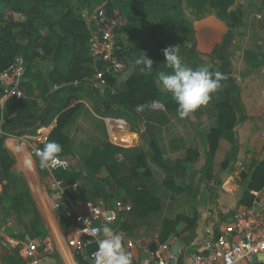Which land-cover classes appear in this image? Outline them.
<instances>
[{
  "label": "crops",
  "instance_id": "0c3cea01",
  "mask_svg": "<svg viewBox=\"0 0 264 264\" xmlns=\"http://www.w3.org/2000/svg\"><path fill=\"white\" fill-rule=\"evenodd\" d=\"M179 8L182 17L192 24L190 34L193 41L187 46L194 43L200 60L227 76L226 80L221 81L222 87L213 95L211 102L186 118L177 115V107L171 113L166 112L160 101H154L158 106L152 102L143 110L125 108L118 103V92L131 73L129 67L127 74L114 76L113 85L107 84L103 88L94 85L92 75L85 77L80 83L83 92L74 101L79 104L77 115L63 129L72 146V154L66 156L71 159L72 165H80L83 157L95 147L102 148L106 143L115 145L110 138L116 132L125 144L116 146L127 150L125 155L116 156L123 172L130 168L134 154L143 153L149 170L144 185L159 199L161 211L144 219H133L130 212L122 213L110 226L114 231L120 232L125 250L132 254L133 264H152L151 253L156 243L160 242L158 235L161 220L177 214L194 213L195 221L191 227L180 222L164 242L169 243L172 248L175 242L181 241L177 250L181 258L195 253L201 243L212 238L213 234H209V230L216 231L233 218L238 207L246 206L240 203L243 196L242 174L248 171L253 161L264 157V64H258L254 59V54L264 53V4L261 0H234L230 10H236L241 22L236 28L232 26L229 17L219 18L210 7L197 12L181 0ZM215 47L216 54H212ZM36 67L45 76L53 68L52 60L38 62ZM23 81H26V77ZM80 84L76 82L75 86H81ZM155 84L160 92H165L157 79ZM52 95L53 92L46 101L37 99L39 108L32 119L6 128L1 127L2 113L5 104L10 101L2 103L0 128L4 133L0 138H3L1 146L12 160L10 176L28 174L32 179L30 166L26 161L29 157L33 163L38 159L29 153V147L39 134L46 140L56 125V117L44 122ZM225 99L236 116L232 128L236 141L233 145L225 137H219L213 156L211 177L208 179L207 134L216 122L214 104ZM117 119L125 121V131L116 130L114 120ZM193 151L197 154L196 158L188 159ZM138 172L142 173L143 168H139ZM166 175L172 177L178 191L174 192L164 186ZM48 181L50 186H57L53 177ZM6 183L7 181L0 179V217L5 230L11 233L14 229L23 228L17 230L16 238L20 242L27 239L39 240L32 232L27 231L31 214L27 215V211L25 213L21 210L17 214L12 210L11 195L6 190ZM75 183L77 189H71L75 197L70 199L65 196L76 210L84 212V201L90 200L85 194L92 184L84 179ZM95 183L110 196L108 201L98 198L105 203L123 197L130 201L128 186L115 185L105 168L97 173ZM130 185L134 186L136 183ZM261 190L264 192V186ZM29 199L34 202L45 227L44 239L53 247L52 255L42 258L40 264H79L67 243L77 231L73 223L70 221L62 229L54 213L53 201L50 200L48 211L45 212L33 189H30ZM63 204L70 208L66 205L68 203ZM128 240L133 241V247H127ZM14 250L20 257L16 264H28L21 254L20 245H15ZM13 256L8 250L0 248V264H12ZM240 264H264V255H259L256 262L243 260Z\"/></svg>",
  "mask_w": 264,
  "mask_h": 264
},
{
  "label": "trees",
  "instance_id": "16d2710c",
  "mask_svg": "<svg viewBox=\"0 0 264 264\" xmlns=\"http://www.w3.org/2000/svg\"><path fill=\"white\" fill-rule=\"evenodd\" d=\"M181 0H0V72L5 70L16 55L25 60L26 81L22 82L24 97L18 101L7 102L4 106L1 124L2 128L15 126L34 117V112L39 108L37 99L46 101L50 94L51 104L46 112L44 122L56 117V125L50 131L44 144L48 141H56L62 146L59 156L72 154V146L65 135L64 127L73 122L79 108L74 103L83 86L80 84L85 77L92 75L90 57L88 54V39L91 26L90 13L99 3H105L107 11L117 10L127 21L122 30V36L118 41L117 54L125 59L131 73L126 78L121 90L118 92V103L130 110H143L154 101H160L166 112L176 109L177 105L167 92H160L155 84L157 74L160 71H170L165 64L163 49L169 46H180V55L183 62L190 67L205 65L192 46L187 44L193 41L190 34L192 24L180 14L179 3ZM189 6L200 12L205 7L212 8L219 18H230L232 26L238 27L241 22L236 10H230L234 0H184ZM264 4V0H261ZM13 11L24 16L23 21L3 20L8 11ZM83 11L86 15L83 16ZM216 47L212 54H216ZM146 53L153 60L152 71H141L142 65H136L134 61ZM51 59L53 68L44 76L36 65L38 62ZM258 64H264V53L254 54ZM210 71H216L209 66ZM107 84L113 85L114 78L106 74ZM78 82L81 86H75ZM216 122L207 134L209 152L206 160V177H211V167L214 152L218 146L220 136L225 137L235 145V135L232 128L236 122V116L230 103L225 99L214 104ZM15 113L13 114V112ZM124 116V115H119ZM20 132H18L19 134ZM0 138V179L7 181L10 177L12 160L6 150L1 146ZM122 147L104 144L102 148L91 149L82 159L80 165H72L67 170H55L52 177L60 182L65 195L73 199L74 192L70 185L84 179L92 184L86 191V197L90 200L103 198L108 201L102 187L95 183L96 175L105 168L112 182L117 186H128L132 203L130 211L133 219H144L150 214H158L161 211V203L144 185L145 177L149 175L145 157L142 152L134 154L133 161L127 171H122L116 156L125 155L127 152ZM188 159H195V151ZM257 161H253L248 171L242 174V180L249 179L250 187L242 189L243 196L240 203L250 205L253 197L250 190H260L264 186V157L259 162L255 173L249 176V172ZM32 177L33 165L29 167ZM143 168L139 173L138 169ZM40 170L42 168L39 166ZM136 185H130L132 183ZM164 186L174 192L178 187L171 176L166 175ZM138 186V187H137ZM38 203L43 207L38 192L33 190ZM5 192V191H4ZM125 200L126 198H118ZM11 208L19 213L18 200L14 196ZM44 209V207H43ZM45 211V209H44ZM46 212V211H45ZM60 227L65 229L70 220L64 213L57 212ZM195 221V214H177L173 217H164L161 220L158 239L166 241L175 231V227L184 222L191 227ZM27 231L39 239L45 238L46 230L39 214L33 210L28 221ZM92 248H89V250ZM12 264L19 262V253H14ZM79 264H89L83 255L76 254Z\"/></svg>",
  "mask_w": 264,
  "mask_h": 264
},
{
  "label": "built area",
  "instance_id": "2783aa9c",
  "mask_svg": "<svg viewBox=\"0 0 264 264\" xmlns=\"http://www.w3.org/2000/svg\"><path fill=\"white\" fill-rule=\"evenodd\" d=\"M18 13L8 11L6 18H15ZM4 20V19H3ZM91 26L88 39V54L90 67L93 69L92 80L95 86L103 88L107 86L106 74L117 76L127 74L129 65L125 59L117 54L118 41L122 36V30L126 26V19L115 9L107 11L104 7L96 8L90 16ZM25 60L16 55L9 66L0 72V108L5 101H18L24 97L22 82L25 74ZM154 105L158 106L156 102ZM117 131L126 130L125 121L114 120ZM0 128V136L3 135ZM34 143L29 147V153L38 159V151L45 138L39 134ZM115 145H125L118 132L110 138ZM72 166V161L66 156H59V160L50 163L44 168L52 177L55 170H67ZM55 180V179H54ZM56 181V180H55ZM54 208L66 217L76 227V234L68 239V245L75 255H83L87 250L89 257L94 258L99 239L102 234L92 233V229L104 224L113 225L122 213H129L132 203L128 200L114 199L111 203H105L102 199L84 201V212H79L72 206L71 201L65 196L60 182L56 181ZM72 190L77 189V184L70 185ZM253 197L248 206H240L236 209L233 218L217 228L209 230L212 238L199 245L198 250L188 256L181 258L178 253L173 254L171 245L167 242L156 243L152 251V264H240L243 260L252 262V257L264 255V192L250 190ZM68 203L66 208L63 203ZM119 234L118 230L114 231ZM18 231L8 233L1 222L0 217V248L8 250L14 255V246L20 245L21 254L28 264H40L42 258L52 255V244L45 240H23L18 241ZM132 240L127 241V247H133ZM89 248H92L89 250ZM84 256V255H83Z\"/></svg>",
  "mask_w": 264,
  "mask_h": 264
},
{
  "label": "clouds",
  "instance_id": "9594fccd",
  "mask_svg": "<svg viewBox=\"0 0 264 264\" xmlns=\"http://www.w3.org/2000/svg\"><path fill=\"white\" fill-rule=\"evenodd\" d=\"M164 64L170 71H160L157 81L160 87L171 97L177 105V115L186 118L201 106H207L213 95L222 87L221 81L227 76L220 71H210L208 65L198 67L187 66L180 55V46H169L163 49ZM134 63L142 65L141 71H152L153 60L146 53ZM62 146L56 141H48L37 153L39 166L46 168L50 163L59 160ZM26 163L31 166V158ZM92 233L102 234L98 241L94 264H133L132 254L123 246L122 236L114 232L109 224L95 227Z\"/></svg>",
  "mask_w": 264,
  "mask_h": 264
},
{
  "label": "rangeland",
  "instance_id": "374dc122",
  "mask_svg": "<svg viewBox=\"0 0 264 264\" xmlns=\"http://www.w3.org/2000/svg\"><path fill=\"white\" fill-rule=\"evenodd\" d=\"M99 7H104L105 8V3L101 2L99 3L96 7H94L90 13V16L92 15L93 11L96 8ZM19 14V13H18ZM4 20L8 21V20H14V21H23L24 20V16H22L21 14H19V16H16L15 18H6V16L3 17ZM3 24V23H2ZM0 22V25H2ZM33 165V174L35 177H32V179L30 178V176H28V174H26V176H22V175H12L9 177V179L7 180V187L6 190L7 192H9V195H11V198L14 199V196L16 197V199L18 200V210L20 212L21 211H27V215L32 214L33 210H36L35 208V204L34 202L29 199V192L30 189L32 190H36L38 192V194L40 195V193H43L44 195L46 194V197H48L49 200L53 201V204L55 203V192H56V188L50 186V183L48 180L51 179V175L44 169L42 168V170L38 169L39 168V161L36 162H32ZM26 197V199H25ZM40 197V196H39ZM44 207V206H43ZM54 208V206H53ZM57 210L54 208V213L57 215ZM38 213V212H37ZM23 229V228H22ZM20 228H18L17 230H22ZM16 230V229H14ZM44 239V238H43Z\"/></svg>",
  "mask_w": 264,
  "mask_h": 264
},
{
  "label": "water",
  "instance_id": "95a60500",
  "mask_svg": "<svg viewBox=\"0 0 264 264\" xmlns=\"http://www.w3.org/2000/svg\"><path fill=\"white\" fill-rule=\"evenodd\" d=\"M261 160H262V158H261L260 160H258V161L255 163L254 167H253V168L251 169V171L249 172V176H252V175L255 173L256 168L259 166V162H260ZM224 164H226V163H224ZM241 187H242L243 189H248V188L250 187V180H249V179H244V180L242 181V183H241ZM180 243H181V241H177V242H175V243L172 245L171 251H172L173 254H176V253H177V250H178V247H179ZM83 255H84L85 260H86L88 263H90V264H94V258L89 257L87 250H85V251L83 252ZM252 261H253V262H256V261H257V257H256V256H253V257H252Z\"/></svg>",
  "mask_w": 264,
  "mask_h": 264
},
{
  "label": "bare ground",
  "instance_id": "6f19581e",
  "mask_svg": "<svg viewBox=\"0 0 264 264\" xmlns=\"http://www.w3.org/2000/svg\"><path fill=\"white\" fill-rule=\"evenodd\" d=\"M40 200L44 206L45 211H48L49 205H50V200H48L43 193H40Z\"/></svg>",
  "mask_w": 264,
  "mask_h": 264
}]
</instances>
